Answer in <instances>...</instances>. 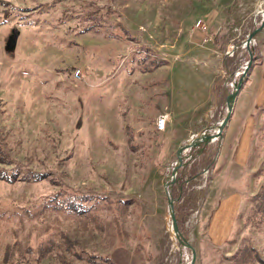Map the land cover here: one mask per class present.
<instances>
[{
  "label": "rangeland",
  "instance_id": "rangeland-1",
  "mask_svg": "<svg viewBox=\"0 0 264 264\" xmlns=\"http://www.w3.org/2000/svg\"><path fill=\"white\" fill-rule=\"evenodd\" d=\"M263 6L0 0V168L15 170L0 177V264H62L54 250L35 258L33 249L59 230L106 256L72 257L74 264H190L192 250L172 228L168 196L194 250L192 264H232L244 243L264 257V220L244 221L248 196L264 181V102L241 166L229 161L233 144L222 145L226 122L220 134L182 147L180 159L176 152L203 132L215 133L227 93L240 78L238 90L244 86L264 59V19L246 41ZM213 32L219 48L210 44ZM76 66L81 74L72 77ZM160 113L163 128L155 124ZM28 169L45 177L24 178ZM232 188L239 206L228 239L214 242L210 210ZM53 191L83 212L45 203Z\"/></svg>",
  "mask_w": 264,
  "mask_h": 264
},
{
  "label": "crops",
  "instance_id": "crops-1",
  "mask_svg": "<svg viewBox=\"0 0 264 264\" xmlns=\"http://www.w3.org/2000/svg\"><path fill=\"white\" fill-rule=\"evenodd\" d=\"M214 14L207 18L210 26ZM201 30V31H200ZM203 30L194 28L198 36ZM210 37V35H209ZM211 46L219 48L218 37L213 32ZM214 50H216L214 48ZM209 61V59H208ZM206 61V65L210 62ZM264 102V59L255 64L254 72L248 82L242 86L234 97L230 115L222 130V145L233 144L229 155L232 165L241 166L245 163L250 148L251 134L254 129L255 110ZM240 202V192L229 189L216 198L210 210L208 231L214 242H222L230 232Z\"/></svg>",
  "mask_w": 264,
  "mask_h": 264
},
{
  "label": "trees",
  "instance_id": "trees-1",
  "mask_svg": "<svg viewBox=\"0 0 264 264\" xmlns=\"http://www.w3.org/2000/svg\"><path fill=\"white\" fill-rule=\"evenodd\" d=\"M264 109V108H263ZM264 131V125L260 129ZM0 160H3L0 156ZM15 173L14 169L6 170L0 168V177L10 178L11 175ZM46 172L38 170H27L23 174L24 178L40 179L45 177ZM52 180V178H49ZM249 206L247 213L245 215L244 221L252 225H259L264 220V181L260 184L259 189L248 196ZM50 201V205L53 207L61 208L65 211H76L83 212L84 207L72 202L69 198H58L56 196V191L48 194L45 203ZM57 239L53 237H46L45 239L39 240L33 247L35 258L40 255L54 250V255L62 264H74L72 257L81 259L86 262H96L106 260V256L98 252H93L85 249L79 244V240L76 237L70 236L63 230H59ZM228 239V238H226ZM231 239V238H229ZM9 246V245H8ZM7 246L4 249V254L2 259H6L8 256ZM25 250H21L19 255L21 257L25 256ZM232 264H264V257H262L259 252L249 243H244L232 256Z\"/></svg>",
  "mask_w": 264,
  "mask_h": 264
},
{
  "label": "water",
  "instance_id": "water-1",
  "mask_svg": "<svg viewBox=\"0 0 264 264\" xmlns=\"http://www.w3.org/2000/svg\"><path fill=\"white\" fill-rule=\"evenodd\" d=\"M261 13H262V20H261V24H259L257 27H254L251 31L248 32L247 34V38H246V41H248L250 39V37L252 36V34L254 33V31L260 27L263 23V19H264V6L261 8ZM249 56L251 57L252 56V52L251 50L249 49ZM240 82H241V78L238 80V82L235 83L234 85V88L232 90H230L228 93H227V111L225 113V115L222 117V119L220 120L219 124H218V127L217 129L215 130V133L213 132H203L199 137H196L195 139H192V140H189L185 143H181L179 146H177L176 148V152L178 153V159H180V155H179V151L182 149V147L184 146H187V145H190V144H194L200 140H208L212 135H217V134H220L221 133V129H222V126L223 124L226 122L229 114H230V110L232 108V99L234 98L239 86H240ZM168 202L170 204V216H171V225H172V228L176 234V236L181 240V242L185 243L186 245L190 246L191 247V250H192V257L190 259V264H192V261H193V258H194V250L191 246V244L184 238V237H181V234L177 228V225H176V220H175V216H174V211L172 209V198L168 196Z\"/></svg>",
  "mask_w": 264,
  "mask_h": 264
},
{
  "label": "built area",
  "instance_id": "built-area-1",
  "mask_svg": "<svg viewBox=\"0 0 264 264\" xmlns=\"http://www.w3.org/2000/svg\"><path fill=\"white\" fill-rule=\"evenodd\" d=\"M199 22H200V19L197 20V24L198 25H200ZM201 26L203 28L205 27L204 24H201ZM80 74H81V71H80L79 67L76 66V67H74V68L71 69V75H72V77H79ZM165 117L166 116H165L164 113H160V114L157 115L156 120H155V124H156V126L158 128H163L164 123H165Z\"/></svg>",
  "mask_w": 264,
  "mask_h": 264
}]
</instances>
